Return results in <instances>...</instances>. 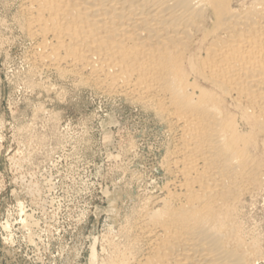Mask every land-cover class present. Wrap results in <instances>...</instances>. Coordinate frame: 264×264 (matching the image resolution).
<instances>
[{
	"label": "bare ground",
	"instance_id": "6f19581e",
	"mask_svg": "<svg viewBox=\"0 0 264 264\" xmlns=\"http://www.w3.org/2000/svg\"><path fill=\"white\" fill-rule=\"evenodd\" d=\"M15 2L35 61L165 127L163 183L100 264H264L243 211L264 198V0Z\"/></svg>",
	"mask_w": 264,
	"mask_h": 264
},
{
	"label": "rangeland",
	"instance_id": "374dc122",
	"mask_svg": "<svg viewBox=\"0 0 264 264\" xmlns=\"http://www.w3.org/2000/svg\"><path fill=\"white\" fill-rule=\"evenodd\" d=\"M16 10L0 0V264H100L142 192L163 183L165 127L35 61ZM263 200L243 211L264 235Z\"/></svg>",
	"mask_w": 264,
	"mask_h": 264
}]
</instances>
